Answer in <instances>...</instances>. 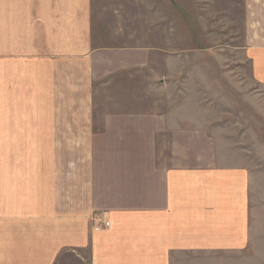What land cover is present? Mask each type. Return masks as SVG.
Instances as JSON below:
<instances>
[{
    "label": "crops",
    "instance_id": "obj_1",
    "mask_svg": "<svg viewBox=\"0 0 264 264\" xmlns=\"http://www.w3.org/2000/svg\"><path fill=\"white\" fill-rule=\"evenodd\" d=\"M126 7L121 0H0V264H264L257 156L221 143L206 163L160 156L150 164L147 141L116 144L114 137L148 136L147 128L117 127L124 117L100 112L102 60L119 45L110 37ZM252 26L245 55L264 88V17ZM162 120L168 135H182L178 116ZM211 126L199 136H212ZM231 126L218 132L228 143L246 130ZM138 154L149 160L140 170L131 160ZM135 173L134 194L126 183Z\"/></svg>",
    "mask_w": 264,
    "mask_h": 264
},
{
    "label": "rangeland",
    "instance_id": "obj_2",
    "mask_svg": "<svg viewBox=\"0 0 264 264\" xmlns=\"http://www.w3.org/2000/svg\"><path fill=\"white\" fill-rule=\"evenodd\" d=\"M121 1L127 9L114 25L119 33L110 37L114 44L119 43L112 48V60H102V69L107 71L98 77L99 100L103 102L102 115L124 117L114 121L117 127L147 128V137H114L118 146L147 141L150 162L138 154L131 159L134 165L159 163L160 156L170 157L172 162L175 156L179 164L206 163L221 143L251 152L264 164V88L254 83L252 63L245 55L246 47L250 51L252 31H256L252 22L264 17V9L258 10L264 0ZM139 1L145 14L142 24L136 13ZM173 114L182 130L179 138L167 134L162 120ZM212 118L216 121L213 125ZM237 123L246 130L235 132L228 143L219 128L230 129ZM206 125H212V136L200 137ZM164 145L171 149L165 148L163 153ZM134 176V182L126 185L132 184L135 194L140 192L135 185L141 179ZM251 253L246 250L245 255Z\"/></svg>",
    "mask_w": 264,
    "mask_h": 264
},
{
    "label": "built area",
    "instance_id": "obj_3",
    "mask_svg": "<svg viewBox=\"0 0 264 264\" xmlns=\"http://www.w3.org/2000/svg\"><path fill=\"white\" fill-rule=\"evenodd\" d=\"M109 226V223L108 222H103V227L104 228H107ZM101 228L99 227V226H96V227H94V230L95 231H98V230H100Z\"/></svg>",
    "mask_w": 264,
    "mask_h": 264
}]
</instances>
